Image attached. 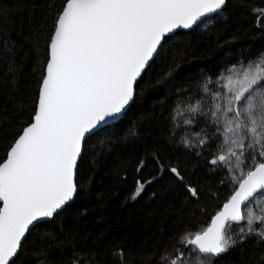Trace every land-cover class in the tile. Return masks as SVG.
Returning a JSON list of instances; mask_svg holds the SVG:
<instances>
[{
    "label": "snow or ice",
    "instance_id": "1",
    "mask_svg": "<svg viewBox=\"0 0 264 264\" xmlns=\"http://www.w3.org/2000/svg\"><path fill=\"white\" fill-rule=\"evenodd\" d=\"M227 3L60 0L48 5L52 11L32 110L0 154V264H23L21 253L33 230L71 208L83 188L79 170L90 138L127 116L143 74L181 35L178 30L220 19ZM248 11L255 27L264 30V7ZM169 123L174 142L198 156L212 151L206 165L210 171L226 169L232 188L204 226L172 237L171 249L165 245L156 264H217L248 238L264 241V52L227 63L215 80L202 76L196 88L181 90ZM152 162L158 175L138 180L133 199L167 173L186 189V198L199 202L200 191L178 167L158 155ZM143 167L141 160L137 171ZM112 255L124 264L122 247ZM95 256L74 249L65 264H94Z\"/></svg>",
    "mask_w": 264,
    "mask_h": 264
},
{
    "label": "trees",
    "instance_id": "2",
    "mask_svg": "<svg viewBox=\"0 0 264 264\" xmlns=\"http://www.w3.org/2000/svg\"><path fill=\"white\" fill-rule=\"evenodd\" d=\"M59 3L0 0V154L30 116L52 11L48 5ZM250 7H264V0H228L225 20L181 32L166 46L139 81L127 116L90 138L79 170L82 190L62 217L33 230L21 253L23 264H65L74 249L94 251V264H120L112 255L117 247L124 249V264H156L163 247L171 249L172 237L206 224L232 185L226 169L215 172L206 165L210 149L198 156L174 142L169 113L181 90L196 88L202 71L215 79L224 59L247 60L264 52V30L255 27ZM157 155L200 191L198 203L167 173L132 198L138 180L158 175L152 162ZM141 160L145 167L137 171ZM217 264H264V241L248 238Z\"/></svg>",
    "mask_w": 264,
    "mask_h": 264
},
{
    "label": "rangeland",
    "instance_id": "3",
    "mask_svg": "<svg viewBox=\"0 0 264 264\" xmlns=\"http://www.w3.org/2000/svg\"><path fill=\"white\" fill-rule=\"evenodd\" d=\"M226 19V16L225 15H223V17H221L220 19H218V20H215V21H213V22H211V23H209V24H207V25H201V27L199 28V29H196V31L197 30H204V29H206V28H208L209 26H211V25H214L216 22H218V21H222V20H225ZM174 40H179V37H176V38H174ZM239 60V59H238ZM237 61V60H236ZM236 61H233V60H231V59H229V58H226V59H224L222 62H221V69H220V71H219V73L221 72V71H223V68H224V65L225 64H227V63H235ZM218 73V74H219ZM202 76H209L210 77V75L207 73V72H205V71H202V73H201V75H200V79H201V77ZM216 79V78H215ZM215 79H213V80H215ZM210 87H212V85H209ZM178 99V98H177ZM177 101V100H176ZM176 103V102H175ZM249 163H251V161H249L248 162V165H249ZM227 171V170H226ZM228 177H229V183H230V174H228ZM231 184V183H230ZM260 204L262 205V206H264V199H261L260 200Z\"/></svg>",
    "mask_w": 264,
    "mask_h": 264
},
{
    "label": "water",
    "instance_id": "4",
    "mask_svg": "<svg viewBox=\"0 0 264 264\" xmlns=\"http://www.w3.org/2000/svg\"><path fill=\"white\" fill-rule=\"evenodd\" d=\"M178 31H180V32H183V33H189V32H192V31H195V30H183V29H181V30H178ZM153 63V62H152ZM147 71V70H146ZM145 74V73H144ZM143 74V75H144ZM133 105V104H132ZM131 105V106H132ZM130 109V108H129ZM105 128V127H104ZM77 197V196H76ZM76 197H75V199H76ZM75 199H74V201H75ZM54 219H52V220H48V221H44V222H41V224L42 223H46V222H50V221H53ZM223 255V254H222Z\"/></svg>",
    "mask_w": 264,
    "mask_h": 264
}]
</instances>
